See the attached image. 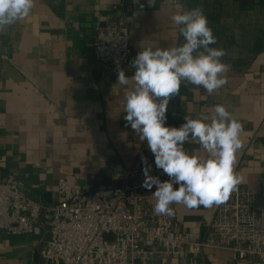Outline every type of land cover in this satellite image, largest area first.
Instances as JSON below:
<instances>
[{
    "label": "crops",
    "instance_id": "obj_1",
    "mask_svg": "<svg viewBox=\"0 0 264 264\" xmlns=\"http://www.w3.org/2000/svg\"><path fill=\"white\" fill-rule=\"evenodd\" d=\"M186 9L202 6L231 65L228 83L209 95L202 87L181 84L168 105L167 125L184 117L211 115L222 104L243 125L244 142L234 171L238 184L253 193L264 178V0H182ZM128 10L123 18L114 7ZM142 6V7H141ZM162 0H35L29 17L0 32V176L17 173L42 203L60 200L58 179L100 191L116 172L132 164L136 153H151L124 120L122 101L134 82V67H121L130 78L117 84V70L97 65L92 37L105 24L127 21L133 55L142 47L178 45L183 38ZM189 152L199 150L185 143ZM200 154H204L202 151ZM176 187H178L176 185ZM215 206L173 205L171 220L193 239L209 237ZM43 231L3 237L0 264H38L37 244ZM211 236V235H210ZM224 250H204L184 264H233Z\"/></svg>",
    "mask_w": 264,
    "mask_h": 264
},
{
    "label": "built area",
    "instance_id": "obj_2",
    "mask_svg": "<svg viewBox=\"0 0 264 264\" xmlns=\"http://www.w3.org/2000/svg\"><path fill=\"white\" fill-rule=\"evenodd\" d=\"M162 3L186 8L182 0ZM114 11L123 18L128 12L122 5ZM122 21L98 28L91 41L95 63L111 72L133 67L135 58ZM5 162L0 156V165ZM147 166L150 175L169 179L156 168L154 155L140 150L129 167L115 173L116 183L100 191L58 179L61 198L49 204L32 198L17 173L0 176V249L3 237L30 236L40 228L38 264H184L183 259L194 261L207 249L229 252L233 264H264V178L257 194L237 185L226 202L215 206L209 237L195 240L171 217L154 213L155 186L151 191L143 187Z\"/></svg>",
    "mask_w": 264,
    "mask_h": 264
},
{
    "label": "clouds",
    "instance_id": "obj_3",
    "mask_svg": "<svg viewBox=\"0 0 264 264\" xmlns=\"http://www.w3.org/2000/svg\"><path fill=\"white\" fill-rule=\"evenodd\" d=\"M148 4L152 6L154 0ZM34 6L35 0H0V32L29 17ZM177 7L171 21L182 42L166 48L142 47L132 61L134 84L122 101L124 120L140 141L147 142L156 168L169 177L161 181L150 175L151 166L143 169V187L151 191L155 186L151 194L154 213L168 217L175 215L174 204L192 209L226 202L242 180L234 167L244 146L243 125L222 104L215 105L211 115H186L179 127L167 125L169 102L179 94L182 83L202 87L211 95L228 83L226 74L231 70L223 62L226 51L211 47L217 37L203 7ZM117 73V84L128 86L125 71L118 68ZM185 143H195L199 150L189 152Z\"/></svg>",
    "mask_w": 264,
    "mask_h": 264
},
{
    "label": "water",
    "instance_id": "obj_4",
    "mask_svg": "<svg viewBox=\"0 0 264 264\" xmlns=\"http://www.w3.org/2000/svg\"><path fill=\"white\" fill-rule=\"evenodd\" d=\"M125 24H126V27H127V29H128V25H127V21L125 20ZM102 27H104V26H102ZM129 48H130V42H129ZM130 50H131V48H130ZM174 187H176V185H174ZM107 238V237H106Z\"/></svg>",
    "mask_w": 264,
    "mask_h": 264
}]
</instances>
